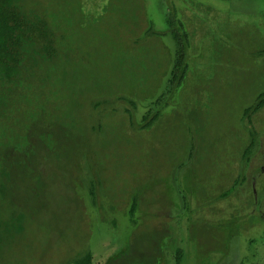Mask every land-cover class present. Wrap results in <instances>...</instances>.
Here are the masks:
<instances>
[{"label":"rangeland","instance_id":"obj_1","mask_svg":"<svg viewBox=\"0 0 264 264\" xmlns=\"http://www.w3.org/2000/svg\"><path fill=\"white\" fill-rule=\"evenodd\" d=\"M53 14L45 90L70 116L39 147L52 159L0 180V219L24 226H0V264H72L84 250L93 264H177L179 249L181 264H264V0H55ZM176 35L188 73L172 91ZM38 85L24 81L2 109L0 154L22 144ZM106 87L139 101L124 105L137 119L151 99L162 98L152 115L166 106L151 127L116 133L122 117L94 103ZM38 165L53 176L46 194L28 178Z\"/></svg>","mask_w":264,"mask_h":264},{"label":"trees","instance_id":"obj_2","mask_svg":"<svg viewBox=\"0 0 264 264\" xmlns=\"http://www.w3.org/2000/svg\"><path fill=\"white\" fill-rule=\"evenodd\" d=\"M54 1L0 0V117L2 116V109L9 105L11 98L19 94L17 92L24 81L34 82L38 80V87L40 86L39 89L36 87L39 95L37 96L38 98L36 97L32 101L33 107L30 108V111L27 112V107L25 106L21 107V109L23 108L22 111H24L21 114L25 115L24 119L26 118L27 121V124L23 126L24 132L22 133V128L18 129L19 132L17 131L20 134L18 136L21 137L22 144L14 150H8L0 154V180L2 182H6L8 178L16 179L13 172H16L17 169L23 170L24 167L37 164V162L31 163L30 161L33 159L36 160L39 155L42 156L43 160L52 159L51 153L39 154V147L43 146L44 142L49 141L50 137L58 132L57 129L63 124L64 120L70 116L65 113L64 107L59 102L58 97L56 96L54 98L56 88L45 90L49 82L46 79V74H48V70L46 69L47 65L44 64L56 62L60 48V33L58 32V24L53 14ZM48 8H51L52 11L48 10ZM41 9L44 11H41ZM176 38L178 40L177 51L175 52L170 78L172 91L176 90L183 83L188 73L187 52H185L186 45L184 42L182 43V37L180 35H176ZM106 85L108 86L109 84ZM106 88L108 89V94L100 99H96L98 101H94V103L96 105L107 104L120 118L122 117L121 123L123 124H121V128H115L116 133L122 128H127V126L132 128L137 127V130L151 127L161 116L162 110L166 106L165 103L161 110L152 115L153 106L160 105L162 98L151 99L146 114L137 119L134 111L138 108L139 101L136 98L125 100L124 96H118L119 94H116L113 89ZM58 93L57 91L56 95ZM126 102L133 105L134 111L126 109L127 107L124 106ZM263 106L264 95L262 94L256 107L262 108ZM100 120L98 123H101L102 127H110V124L105 119ZM32 122H34V126H32ZM16 127L17 124L15 129ZM75 127H77L79 133L82 131L93 133V129L96 131L95 127L92 128L82 125L80 121L78 124H75ZM257 134V132H254L252 137H256ZM18 141L20 143V140ZM90 146L91 149L89 150L96 153L95 159L100 161L104 160V153L107 152L98 147H93V145ZM15 151L18 153H15ZM44 161L46 162V160ZM36 168L35 179L31 176L28 178L34 181L37 180V185L46 194L49 191L50 184H53V176L52 174L47 176L46 174L48 173L42 165H38ZM87 173L90 174V172ZM98 175H101L100 172ZM94 176L97 177V175ZM1 186L6 187L4 183H1ZM91 186L92 188L88 189V193L90 195L91 192L90 197H94V185ZM10 192L11 190L7 192V195ZM110 192H112V189H110ZM12 203L15 205V202L12 201ZM139 209H143L141 208V203L137 200V197H134L130 208L131 215L135 216V212L137 213ZM13 221L18 222L19 229H24L23 216L15 219L13 217L12 220L2 218L0 219V226L5 225L6 227H10L13 225ZM132 221L133 224H138L137 220L134 219ZM4 232L0 231V240H2ZM2 243L0 242V244ZM178 253L177 263L180 264L182 261V251L179 249ZM93 259V252L91 250H84L73 257L71 263L93 264Z\"/></svg>","mask_w":264,"mask_h":264},{"label":"flooded vegetation","instance_id":"obj_3","mask_svg":"<svg viewBox=\"0 0 264 264\" xmlns=\"http://www.w3.org/2000/svg\"><path fill=\"white\" fill-rule=\"evenodd\" d=\"M98 181H99V180H98ZM100 194H102L101 191H98V192L95 191V196H94V197L97 198V195H100ZM104 194H105V193H103L102 195L104 196ZM107 194H108V195H107ZM99 197H100V196H99ZM105 197H106V198L102 197V199H111L109 193H106V194H105ZM97 199H98V198H97ZM102 211L107 212V211H105V210H102ZM159 251H160V250H159ZM181 251H182V250H181ZM159 259H160V258H159ZM181 262H182V261H181ZM181 262H180V264H181ZM158 263H159V262H158ZM156 264H157V262H156ZM177 264H178V263H177Z\"/></svg>","mask_w":264,"mask_h":264}]
</instances>
